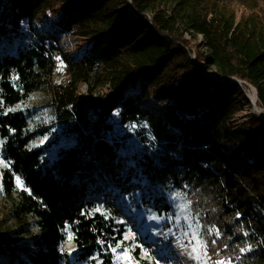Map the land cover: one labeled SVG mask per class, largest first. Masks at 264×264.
Here are the masks:
<instances>
[{
  "label": "trees",
  "instance_id": "trees-1",
  "mask_svg": "<svg viewBox=\"0 0 264 264\" xmlns=\"http://www.w3.org/2000/svg\"><path fill=\"white\" fill-rule=\"evenodd\" d=\"M164 1L131 0L134 16L126 12L127 0H0V35L19 34L24 22L30 25L45 9L60 6L65 31L89 37L82 56L66 62L70 80L57 84L54 94L57 116L78 133L80 143L51 164L43 163V147H29L34 132L26 129L27 115L6 109L42 87L61 51L57 38L32 28V43L0 54V154L8 164L1 183L15 225L12 234L0 232V255L7 263L77 264L96 256L100 264H112V249L128 244L117 199L136 184L128 171L123 175L125 162L104 138L118 110L122 123L145 119L158 146L138 160L146 185L142 193L150 183L173 187L191 201L207 254H237L264 264V120L253 116L246 131L234 132L228 121L242 105L232 97L247 104L249 99L239 83L209 75L249 83L264 113V21L251 12L235 22L233 15L210 7V0H179L176 6L187 10L182 25L159 8ZM185 32L202 36L209 54L203 63L208 68L211 62L214 71L198 70L203 54L193 48L192 60ZM98 66L111 90L96 96L89 90L80 99L76 81ZM169 74H175L178 87L171 95L187 102L146 114L140 102L148 97L147 87ZM137 81L136 93H126ZM66 229L71 252L61 249ZM11 237L22 240L5 250L3 242ZM11 248L19 249L20 257ZM133 253L141 264H156L141 258L139 246Z\"/></svg>",
  "mask_w": 264,
  "mask_h": 264
},
{
  "label": "rangeland",
  "instance_id": "rangeland-1",
  "mask_svg": "<svg viewBox=\"0 0 264 264\" xmlns=\"http://www.w3.org/2000/svg\"><path fill=\"white\" fill-rule=\"evenodd\" d=\"M179 0H166L162 2L159 8H164L168 12L177 16L180 24H185V15L187 10H182L176 6ZM209 6L218 8L223 14L233 15L235 22L244 18L249 13H256L264 21V0H227L225 2L208 1ZM58 10H63L60 6H55ZM132 11V10H131ZM127 12V8H126ZM128 13V12H127ZM132 15V13H131ZM61 20V19H60ZM60 20L52 19L51 26L57 38L58 47L61 50L59 56L55 60V66L50 75L46 76L45 82L38 90L33 91L30 96L23 101L16 103L9 107L6 111L21 110L27 115V130L34 132V137L29 143L31 148L43 147V163L51 164L60 155L68 151L74 146H77L80 141L78 133L70 127L69 123L59 119L55 110L54 94L56 85L66 83L69 79V74L66 72V62L70 56L77 55L78 48L83 43L89 42L88 38L82 37L78 33L62 32L58 29H64ZM37 23L40 21V14L36 16ZM33 20L31 24L24 22L19 34H12L8 32V36L0 35V54H14L17 47L24 43H32L31 34L33 26L36 27ZM65 30V29H64ZM184 38L189 42V49L191 50L192 60L195 59V48L203 54L200 58V65L198 70L205 74V71L211 73L214 71V66L209 63L208 68H205L203 63L204 56H208V50L203 44L202 36L194 34L193 32H185ZM194 48V49H193ZM210 58L207 57V60ZM178 60V59H177ZM213 75V74H212ZM175 74H169L168 77L156 86H148L146 89L147 98L140 102V108L146 114H158L164 110L168 104H175L183 106L187 100L186 98L178 101L171 94L178 91L175 85ZM216 77V76H215ZM87 79H78L75 83L76 92L80 99H85L89 96V90L93 96L100 95L111 90V87L105 79L104 73L101 71V66L95 67L89 73ZM130 87L126 93H136L138 87ZM249 84V83H247ZM245 96L249 99L250 96L244 88V83H241ZM250 85V84H249ZM246 89L253 93V88L246 86ZM215 90V87H212ZM236 103L241 104L240 109H236L228 121L229 126L234 132L246 131L247 124L251 118L257 114L254 106L245 103L243 98L239 95L232 97ZM215 99H218L215 97ZM210 102H213L211 99ZM198 101L194 102L193 107L197 109ZM257 105L260 106L257 100ZM111 128L106 132L104 138L111 143L118 158L125 162L126 169L130 173V178L135 182L128 193H118V202L122 212L125 213L123 222L128 225L125 239L128 244L112 249L113 261L112 264H141L140 260L134 255L133 250L139 246L141 250V258H146L159 262V264H215L216 261L228 259L231 264H253L251 261H246L245 257L241 255H225L216 253L214 256H204L203 249H201V260L191 258L188 253L191 252V245L189 239L193 231L198 232L202 239L199 220L191 211L190 204L187 197L175 190L171 186L165 187L159 183H150L148 191L142 193L146 188L144 185V176L140 171L138 160H142L144 153L153 154L157 152L158 146L149 130L147 122L143 118L120 122V115L118 110L113 112L109 118ZM1 147V142H0ZM8 164L2 159L0 154V232L3 234L9 233L14 229L13 221L9 217L10 203L6 200L2 190V171L7 168ZM19 181V183H18ZM17 188H23V184L18 178H15ZM179 193V195H176ZM114 199H112L113 201ZM167 204L168 209L164 205ZM182 205L183 207H178ZM177 217L179 219L177 220ZM188 217H194L190 221L192 227H188ZM185 232L189 235L185 236ZM217 235V233H216ZM218 236V235H217ZM8 242H3V248L6 250V245L18 244L21 242V237L15 239L8 238ZM203 240V239H202ZM181 245H189L187 248ZM63 251L71 252L74 250V244L70 238L68 229H66L65 239L61 244ZM11 252L20 257L19 249L11 248ZM6 257L0 255V264H11L6 262ZM77 264H100L96 256L92 257L87 263Z\"/></svg>",
  "mask_w": 264,
  "mask_h": 264
},
{
  "label": "built area",
  "instance_id": "built-area-1",
  "mask_svg": "<svg viewBox=\"0 0 264 264\" xmlns=\"http://www.w3.org/2000/svg\"><path fill=\"white\" fill-rule=\"evenodd\" d=\"M130 1V0H128ZM127 12L130 15L131 13L136 16L137 14L134 11H131L130 8H127ZM65 11L64 10H58L57 8H47L44 10L43 13L40 14V21L37 23L36 17L34 19L35 23L37 24L36 27L33 26V30L36 31L39 34H49V33H54V30H52L51 26V21L52 19L60 20L63 18ZM59 31L62 32H68L63 30L61 27L58 29ZM85 37V36H82ZM87 37H85L86 39ZM86 48V44L83 43V45H80L78 48V54L75 56H70L68 60L72 61L75 59H78L82 56ZM245 87L248 86L250 87L249 84L244 83ZM243 85V86H244ZM251 88V87H250ZM259 210V208H257Z\"/></svg>",
  "mask_w": 264,
  "mask_h": 264
},
{
  "label": "snow or ice",
  "instance_id": "snow-or-ice-1",
  "mask_svg": "<svg viewBox=\"0 0 264 264\" xmlns=\"http://www.w3.org/2000/svg\"><path fill=\"white\" fill-rule=\"evenodd\" d=\"M19 183V181H18ZM176 195H179V193H177ZM189 204H191V201L188 202ZM178 207H183L182 205H178ZM239 215V214H238ZM179 219V217H177V220ZM189 223H188V227L191 228L192 225L190 223V221L192 219H194V217H188L187 218ZM212 230L210 229L209 232H211ZM189 234L187 232H185V236H188ZM217 235H219V232H217ZM246 235V233H245ZM211 243L213 245H215L216 241L215 240H212ZM189 244L191 245V252L188 253V255L195 259V260H201L202 259V256H201V249H203V253H204V256H207V242L206 241H203L200 236H199V233L198 232H195L193 231L192 234H191V237L189 239ZM182 247L184 248H187L189 245H181ZM225 247H227V245H225ZM241 252L245 251V249H240ZM156 264H159V262L157 261ZM204 264H207V261H204ZM215 264H231V260L228 259L227 261L225 260H219V261H216Z\"/></svg>",
  "mask_w": 264,
  "mask_h": 264
},
{
  "label": "water",
  "instance_id": "water-1",
  "mask_svg": "<svg viewBox=\"0 0 264 264\" xmlns=\"http://www.w3.org/2000/svg\"><path fill=\"white\" fill-rule=\"evenodd\" d=\"M128 1V0H127ZM131 2V0L130 1H128V8H130V6H129V3ZM131 9V8H130ZM209 75H211L213 78H215V80H217V81H221V82H223L225 79H229V80H231V81H233V82H236V83H239L240 85H241V83H243L241 80H238V79H236L235 77H224L223 79H218L217 77H215L214 75H212V74H209ZM242 86V85H241ZM254 96H255V98L257 99V96H256V94H255V92H254ZM250 103L253 105V103H252V101L250 100ZM254 116H257V117H259V118H261V119H263L264 120V116H262L261 114H255Z\"/></svg>",
  "mask_w": 264,
  "mask_h": 264
},
{
  "label": "bare ground",
  "instance_id": "bare-ground-1",
  "mask_svg": "<svg viewBox=\"0 0 264 264\" xmlns=\"http://www.w3.org/2000/svg\"><path fill=\"white\" fill-rule=\"evenodd\" d=\"M244 88H245V90H247V92H248V94H249V96H250V100H251L252 103H253V106H254V108H255L256 113H257V114H261L262 116H264L263 109L261 108V106H258V105H257V99H256L255 96H254V91H253V93L251 94V93H250V90H249V89H246L247 87H245V85H244Z\"/></svg>",
  "mask_w": 264,
  "mask_h": 264
}]
</instances>
